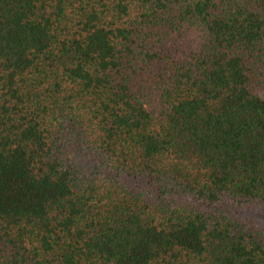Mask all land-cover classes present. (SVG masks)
Returning a JSON list of instances; mask_svg holds the SVG:
<instances>
[{"label":"trees","instance_id":"16d2710c","mask_svg":"<svg viewBox=\"0 0 264 264\" xmlns=\"http://www.w3.org/2000/svg\"><path fill=\"white\" fill-rule=\"evenodd\" d=\"M264 0H0V264H264Z\"/></svg>","mask_w":264,"mask_h":264},{"label":"rangeland","instance_id":"374dc122","mask_svg":"<svg viewBox=\"0 0 264 264\" xmlns=\"http://www.w3.org/2000/svg\"><path fill=\"white\" fill-rule=\"evenodd\" d=\"M243 215L249 218H253L258 222L264 224V212L260 210L244 211Z\"/></svg>","mask_w":264,"mask_h":264}]
</instances>
